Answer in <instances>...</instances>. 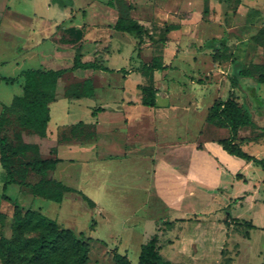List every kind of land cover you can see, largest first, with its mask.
Listing matches in <instances>:
<instances>
[{"label":"rangeland","instance_id":"1","mask_svg":"<svg viewBox=\"0 0 264 264\" xmlns=\"http://www.w3.org/2000/svg\"><path fill=\"white\" fill-rule=\"evenodd\" d=\"M84 1L89 0L76 2L82 5ZM109 1L117 17L132 18L144 26L142 42L138 43V37L133 32L111 31L105 26L111 14L100 3L89 7L90 14L100 25L88 30L82 59H93L100 45V54L95 58L112 70L76 69L63 73L56 85L58 98L64 96L71 85L90 76L94 95L70 103L68 114L67 101L59 99V103L51 106L52 118L88 119L92 110L101 103L113 108L122 92V95L134 98V92H140V85L150 84L155 89V104L157 97L159 105H171L169 114L164 116L155 113L150 106L141 104L135 108L145 109L133 110L137 120L141 117L151 126H148L145 134L151 135L153 141L159 140L158 134L166 135V142L195 139L199 135L222 138L229 135V130L208 123L206 114L215 99L233 95L239 103L247 98L255 114L256 124L246 125L238 131V135L252 139L244 142L242 149L263 158L264 128L261 126L264 125V83L245 78L240 85L231 86L229 79L234 73L235 62L250 66L255 76L264 74V0ZM39 2L38 8H44L43 1ZM19 3L14 0L12 7L28 4ZM102 3L107 5L106 0H102ZM154 11L160 18L153 15ZM52 32L48 27H42L44 35L49 36ZM94 39L100 44H95ZM53 41L35 47L34 55L23 60V55L27 53L20 50V36L0 30V75L16 77L21 67L44 66L41 49H51ZM156 56L166 65L164 68L148 70L142 67ZM70 64V52L65 49L51 68H68ZM255 64L261 67L255 68ZM117 67L125 71L117 70ZM20 91L18 81L0 79V104L9 102L12 95ZM254 94L262 97L263 101L257 102ZM15 117L16 114H10L5 119L14 120ZM152 125L156 128L154 131ZM14 127H19L17 122ZM2 129L6 128L1 127L4 133ZM89 131L90 127L85 128V134ZM21 162L22 159L18 158L13 171L17 178L24 179L25 169ZM231 165L233 169L241 168V165ZM240 172L248 177L247 182L234 178L231 185L225 186L222 194L217 192V197L206 199L197 212L185 214L183 210L175 214L180 216L183 213V217H170L165 205L153 195L149 205L141 211L146 221L130 227L128 223L134 215L131 210L133 204L129 202L120 205L106 199V212L101 213L100 208L90 207L77 195H69L59 203L33 196L25 186L15 183L6 187V194L14 201L6 199L2 196L6 176L0 166V239L13 236L12 207L16 203L23 208L40 207L44 215L61 226L76 233L83 232L89 237L85 264H137L141 244L153 236L156 237V247L162 258L172 264H264V168L251 162L248 167L242 166ZM36 178L30 173L26 179L34 181ZM84 187L86 191L82 190L83 193L89 195L91 186ZM249 188L252 194L243 201L242 198L236 199ZM94 197L100 200V195L94 194ZM243 220H250L256 226L249 228ZM38 233V230L28 229L24 235L34 237ZM0 264H3L1 257Z\"/></svg>","mask_w":264,"mask_h":264},{"label":"crops","instance_id":"2","mask_svg":"<svg viewBox=\"0 0 264 264\" xmlns=\"http://www.w3.org/2000/svg\"><path fill=\"white\" fill-rule=\"evenodd\" d=\"M13 1L0 0V30L4 29L20 36L22 41L20 50L27 53L26 56L23 55V60L30 59L34 55L35 47L54 40L51 49H41L44 54L42 59L44 66L20 68L15 81L20 83L21 91L14 95L22 92L23 78L20 75L22 70L27 68L58 69L51 68V66L56 64L61 52L65 49H69L70 65H72L77 46H80L83 57L82 48L87 39L88 30L100 25V22L95 21L94 16L90 14L89 7L96 3L103 5L111 14L109 22H105V26L111 28V31H114L112 25L117 18L114 7L107 3L109 0H106L107 5H104L102 0L84 1L85 4L82 5H79L77 0H67L66 3L59 0H42L44 8L42 6L41 9L38 8L39 0H18L21 5L28 3L24 7H12ZM153 15L158 17L156 11ZM42 27L44 29L48 27L53 32L49 36L44 35ZM93 41L96 42L95 44L99 42L97 39ZM99 47L94 52V58L100 54L101 47ZM122 94L116 99L113 108L103 106L101 103L99 107L102 109L97 111L96 115L91 114L88 119L75 117L70 120L53 119L51 106L59 103V99H65L67 101L66 114H68L70 103L77 102L85 96L58 98L56 95L55 100L48 105L49 119L46 124V137L36 141L38 157L59 159L52 168L43 173L44 177L60 180L65 185L84 192L86 189L83 186H91V193L85 194L95 199L94 201L91 198L95 205L90 207L100 208L101 213L106 212L104 201L106 199H111L120 205H125L126 202L133 204L131 210L134 216L128 223L130 227L146 221L141 211L149 205L153 195L165 205L170 217H183V213L180 216L175 214L183 210L185 214L197 212L206 199L217 197V192L222 194L225 186L231 185L234 178L247 182L248 177L240 170L242 166L248 167L253 161L239 159L240 157L229 154L217 142L219 137L199 135L195 139L166 142L167 136L158 134L160 141H153L151 135L145 134L148 126L150 128L151 126L146 124L141 117L137 120L132 113L134 109H145L135 108L138 104L143 105L140 92H134V98ZM14 95L9 102L4 104H9ZM150 108L155 113L164 116L166 113L169 114L171 105H159L156 97V104ZM135 120L138 122L132 125ZM79 122H83L84 126L77 125L70 129ZM90 124H94V128L90 127V130L94 129V135L88 137L85 134V128ZM66 128L69 131H64ZM155 129L152 125V130ZM8 135H11V130L8 131ZM31 139L34 140V138ZM250 140L252 139L237 134L236 141L240 143L241 148L244 142ZM31 155H33L31 152L27 153V156ZM231 163L241 165V168L233 169ZM30 173L36 175L37 178L41 176L34 172ZM243 193V196H238L236 199L242 198L243 201L252 194V191L249 188ZM94 194L100 195V200L96 199ZM69 195H77L81 198L76 192L66 191L59 203ZM33 209L40 211V207ZM207 213L213 214L212 211ZM227 215L222 217H227ZM216 217L221 218V216ZM251 223L254 224L252 221Z\"/></svg>","mask_w":264,"mask_h":264},{"label":"trees","instance_id":"3","mask_svg":"<svg viewBox=\"0 0 264 264\" xmlns=\"http://www.w3.org/2000/svg\"><path fill=\"white\" fill-rule=\"evenodd\" d=\"M111 5V2H107ZM118 31L133 32L138 37V43L142 42L144 26L137 20L118 16L112 25ZM80 46L74 52L72 65L68 68L44 69L27 68L20 72L23 78L22 92L14 95L9 104L1 103L0 107V166L5 171L6 180L2 185V196L14 201L6 194V187L10 183L25 186L31 195L40 196L59 202L66 191L76 192L85 200L89 206H94V201L81 190L65 185L60 180L46 178L43 173L54 166L58 158H29L27 153L36 155L38 150L37 140L46 137V124L49 119L50 102L56 98V85L58 79L67 70L95 69L111 71L100 60L83 61ZM166 65L160 61L158 56L154 57L149 63H144L142 67L153 70L164 68ZM255 68L261 67L258 64ZM117 70H123L119 68ZM245 78H254L257 83H264V74L259 73L255 76L250 66H243L238 62L234 63V73L230 77L231 86L240 85V81ZM7 82H14L15 77L0 76ZM141 92V103L146 106L155 105V89L150 84L139 86ZM66 97H90L94 95V86L91 77H87L80 83L71 85L63 94ZM257 102L263 98L254 94ZM239 103L233 95L225 99H215L209 106L206 121L218 127H225L229 130L227 137L218 138L217 142L229 154L253 161L264 168V157L257 158L244 151L240 143L236 141L238 131L241 127L256 124L255 114L249 107V102ZM101 107H96L91 114L96 115ZM10 114H16L14 120L5 119ZM17 122L19 126L14 127ZM79 122L71 126L73 129ZM93 127L94 124L87 125ZM1 127L4 131L1 132ZM264 128V125L261 126ZM11 130V135L8 131ZM88 137L94 135V129L86 133ZM31 138H34L31 139ZM199 147V146H198ZM22 159L24 167V179L14 175V167L17 159ZM29 172L41 175L35 181H28L26 178ZM12 217L14 222V233L10 239H0V257L3 264H85L89 245L83 232L76 233L68 227H63L54 219L47 217L42 212L31 207L23 208L13 203ZM247 227L253 228L254 224L250 220L242 221ZM93 228V224L91 226ZM28 229L38 230L34 237H26L24 234ZM264 229V228H263ZM137 264H172L169 260L163 259L156 247V237H151L147 242L141 244L137 257Z\"/></svg>","mask_w":264,"mask_h":264}]
</instances>
